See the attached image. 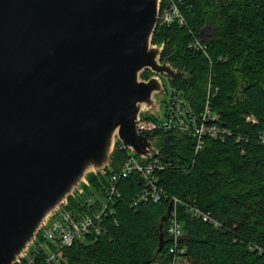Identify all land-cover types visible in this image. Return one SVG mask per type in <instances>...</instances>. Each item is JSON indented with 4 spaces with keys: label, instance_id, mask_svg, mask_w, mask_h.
I'll return each mask as SVG.
<instances>
[{
    "label": "water",
    "instance_id": "obj_1",
    "mask_svg": "<svg viewBox=\"0 0 264 264\" xmlns=\"http://www.w3.org/2000/svg\"><path fill=\"white\" fill-rule=\"evenodd\" d=\"M160 8L0 0V264L20 261L45 220L111 165L118 140L145 158L159 153L138 118L160 110L162 74L187 75L152 41Z\"/></svg>",
    "mask_w": 264,
    "mask_h": 264
},
{
    "label": "trees",
    "instance_id": "obj_2",
    "mask_svg": "<svg viewBox=\"0 0 264 264\" xmlns=\"http://www.w3.org/2000/svg\"><path fill=\"white\" fill-rule=\"evenodd\" d=\"M178 3L185 23L158 25L152 41L164 44L162 60L187 72L174 80L168 77L173 94L198 115L209 107L218 116L214 121L228 133L221 138L204 135L197 149L195 128L156 130V156L168 163L158 172L166 193L159 201L135 204L142 180L137 172L122 177L117 185L120 196L114 210L104 214L102 231L86 233L62 248L58 264H168L173 257L168 219L162 245L160 225L173 208V196L190 203L179 204L182 264H264V0ZM207 29L210 34L205 36ZM203 37L205 51L190 47ZM150 72L146 69L143 77ZM126 154L118 143L106 174L90 173V185L85 183L84 193L70 196L66 209L79 208L94 189L100 190ZM192 207L214 220H203ZM52 250L56 245L45 241L40 255ZM38 263L45 264L44 259L38 258Z\"/></svg>",
    "mask_w": 264,
    "mask_h": 264
},
{
    "label": "built area",
    "instance_id": "obj_3",
    "mask_svg": "<svg viewBox=\"0 0 264 264\" xmlns=\"http://www.w3.org/2000/svg\"><path fill=\"white\" fill-rule=\"evenodd\" d=\"M185 21L186 18L179 6L178 0H161L158 25L170 26L174 23L184 24ZM204 40V37L201 39L195 38L190 42V47L198 51H205L206 44ZM165 101L160 106V109L165 108L166 118L164 120L159 118L158 112L150 115L141 114L139 116L137 126L138 131L142 135L152 137L156 130H168L172 127L195 128L199 135L196 148L200 149L204 143V135L221 138L228 133L227 127L221 126L214 121L218 119V116L213 113L209 107L198 115L191 106H188L189 103L179 98L177 94H173V91H171L169 97L166 98ZM199 119H201V121H199ZM118 143L121 149L127 150V154L122 160L121 167L108 175L107 181L102 182L100 190L94 189V194L90 195L86 201H83L79 208H74V210L66 209V205L68 204L67 200L54 211L45 220L38 233V235L41 234L43 239L41 238V240H39L37 236L33 244L30 245H36V247H34V253H31V248L29 246L18 263L26 262L27 264H39L38 258H41L42 260L44 259L45 264H58L57 262L60 258L58 257L59 251L62 248L71 247L78 239L85 236L86 233L93 231L100 233L103 229L104 214L107 210H114L112 205L117 197L120 196L117 185L122 177H127L137 172L142 180L143 188L138 194V199L134 202L135 204L139 201H159L163 197L166 192L159 184L158 172L166 168L168 163L163 162L156 155L146 158L142 157L122 143V141L118 140L117 144ZM110 167L111 165L108 168ZM107 169L103 171V174H106ZM85 183L90 185L88 180ZM84 191L83 186V188L78 190L73 196L82 194ZM180 203L190 204L177 196H173V208L170 209L167 218V231L173 240L170 246V252L173 257L168 264H182L184 262L183 257L180 255L184 249L178 247L180 239L183 236V223L179 218ZM192 210L195 215L202 217L205 221L214 220L209 214L204 213V211L200 210L198 207H192ZM36 241L39 242L36 244ZM45 241H52L56 245L57 250L48 251L47 254L40 255V249L45 244Z\"/></svg>",
    "mask_w": 264,
    "mask_h": 264
},
{
    "label": "rangeland",
    "instance_id": "obj_4",
    "mask_svg": "<svg viewBox=\"0 0 264 264\" xmlns=\"http://www.w3.org/2000/svg\"><path fill=\"white\" fill-rule=\"evenodd\" d=\"M209 34H210V30L207 29V30L204 32V35H205V36H208ZM148 77H149V76H148ZM148 77H147V78H148ZM161 77H162V80H163V82H164V84H165L167 90H168V93L165 94V95L163 96V98L166 99V98L169 97V94H170L171 91H172V86H171V84H170V81H169L168 77H167L165 74H162ZM144 78H146V77H144ZM165 86H164V90H165ZM158 113H159V118H160V119L164 120V119L166 118V116H165V108H161L160 111H158ZM87 180H88V178H87ZM88 182H89V181H88ZM86 185H88V184H86ZM72 196H73V195H72ZM153 264H156V263H153Z\"/></svg>",
    "mask_w": 264,
    "mask_h": 264
},
{
    "label": "flooded vegetation",
    "instance_id": "obj_5",
    "mask_svg": "<svg viewBox=\"0 0 264 264\" xmlns=\"http://www.w3.org/2000/svg\"><path fill=\"white\" fill-rule=\"evenodd\" d=\"M150 75H151V72L149 73V76H150ZM165 94H167V93H166V91L164 90V95H165ZM164 95H163V96H164ZM160 100H161V105H162L166 99L163 98V97H162V98L160 97Z\"/></svg>",
    "mask_w": 264,
    "mask_h": 264
},
{
    "label": "bare ground",
    "instance_id": "obj_6",
    "mask_svg": "<svg viewBox=\"0 0 264 264\" xmlns=\"http://www.w3.org/2000/svg\"><path fill=\"white\" fill-rule=\"evenodd\" d=\"M160 11H161V8H160ZM160 14V13H159Z\"/></svg>",
    "mask_w": 264,
    "mask_h": 264
}]
</instances>
